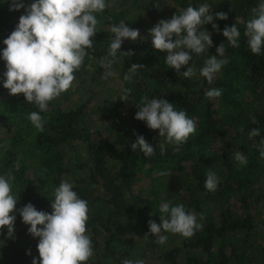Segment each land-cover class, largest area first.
<instances>
[{
	"label": "trees",
	"instance_id": "trees-1",
	"mask_svg": "<svg viewBox=\"0 0 264 264\" xmlns=\"http://www.w3.org/2000/svg\"><path fill=\"white\" fill-rule=\"evenodd\" d=\"M9 2L0 0V51L24 14L23 9L9 11ZM33 2L24 0L26 6ZM107 2L105 11L97 14L94 51L89 50L72 87L41 113L43 132L28 120L37 106L3 87L6 62L0 59V175L14 176L17 209L30 202L51 213L54 189L69 180L88 202L86 234L94 255L86 264H122L124 259L145 264H264V159L259 155L264 139V54H252L243 35L259 0ZM205 2L213 15L223 12L227 19L214 20L219 30L204 26L212 34L213 47L209 53L193 54L190 63L197 75L185 79L166 65V53L153 48L149 30L161 19ZM121 21L138 29L140 36L124 41L120 51L131 55L118 54L115 75L104 80L100 59L107 54L110 27ZM236 22L240 46L233 48L222 31ZM221 43L229 63L209 84L199 69ZM133 64L142 67L130 74ZM126 74L130 80L124 79ZM126 88L130 94L124 93ZM210 88L222 89V95L207 99ZM153 98L168 100L196 122L195 134L179 151L166 144L161 155L165 138L134 118L137 104ZM253 128L261 135L250 138ZM137 135L153 144L155 155L131 150ZM236 151L245 155L246 165L235 161ZM160 171L169 175L160 176ZM209 171L219 178L214 192L204 187ZM169 201L184 204L202 227L191 238L165 233L168 240L160 245L149 233L148 221L159 224L158 208ZM28 227L17 212L13 237H6V228L0 235V264H32L33 257L39 258V238L29 234Z\"/></svg>",
	"mask_w": 264,
	"mask_h": 264
},
{
	"label": "clouds",
	"instance_id": "clouds-1",
	"mask_svg": "<svg viewBox=\"0 0 264 264\" xmlns=\"http://www.w3.org/2000/svg\"><path fill=\"white\" fill-rule=\"evenodd\" d=\"M3 2V0H2ZM108 7L107 0H34L26 6L24 0H10L9 11L24 10L14 31L3 41L6 47L0 51V59L6 62L3 87L10 95L23 94L26 102L37 106L38 111L28 114V120L40 132L44 131L45 120L41 113L47 112L50 102L68 91L76 79V73L84 65L89 50L94 51L93 37L99 23L97 14ZM226 20L227 15L217 12L213 15L210 5L205 2L198 7L189 5L170 19H161L149 30L154 49L166 53L165 63L179 76L190 79L197 75V69L190 63L193 54L197 56L209 53L213 47L212 34L205 29L211 24L219 30L214 20ZM112 38L107 54L100 59L103 69L101 79L107 80L115 75L114 65L125 40L135 41L138 29L126 26L125 21L110 27ZM222 35L230 47L238 48L241 32L237 22L225 26ZM251 53L264 54V0H259L251 9V18L245 24L243 33ZM229 63L225 44L216 47L215 55H208L199 75L211 84L222 67ZM186 70L181 72L183 67ZM142 65L133 64L128 73H136ZM125 80L131 76L126 74ZM130 94V89H124ZM223 90L210 88L205 92L209 100L218 99ZM135 119L143 121L152 130H158L165 138L160 144L161 155L165 154L166 144L179 151L188 138L196 132V122L189 118L186 111L178 110L175 105L163 98H153L137 104ZM252 123H257L253 117ZM243 131V128L240 129ZM259 128H253L249 137L260 136ZM131 150H139L145 157L155 155L153 144H149L143 135H137ZM259 155L264 159V139L259 145ZM234 159L240 165L247 164V158L241 151L234 153ZM160 176L169 175L160 171ZM14 176L0 175V235L12 238L16 213L22 222L28 225V233L38 237L39 258L33 257L32 264H86L94 255L93 244L87 233L89 207L85 199L74 190V183L62 180L53 191L51 213L39 211L32 203L17 209L19 197L13 192ZM219 178L215 172L206 174L204 187L210 192L217 189ZM160 223L148 221L149 233L155 236V242L163 245L168 236L165 233L180 234L191 238L202 226L197 223L194 212L186 210L184 204L164 202L158 208ZM39 226V227H38ZM148 237V234H145ZM3 241H0L2 244ZM26 254L30 255V251ZM122 264H145L142 259H124Z\"/></svg>",
	"mask_w": 264,
	"mask_h": 264
},
{
	"label": "rangeland",
	"instance_id": "rangeland-1",
	"mask_svg": "<svg viewBox=\"0 0 264 264\" xmlns=\"http://www.w3.org/2000/svg\"><path fill=\"white\" fill-rule=\"evenodd\" d=\"M103 130V129H102ZM103 133H105L106 134V132L105 131H103Z\"/></svg>",
	"mask_w": 264,
	"mask_h": 264
}]
</instances>
